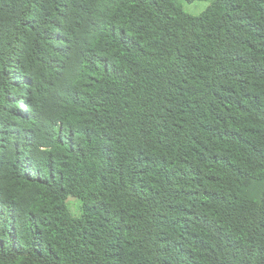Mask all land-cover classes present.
Segmentation results:
<instances>
[{
  "label": "trees",
  "instance_id": "obj_1",
  "mask_svg": "<svg viewBox=\"0 0 264 264\" xmlns=\"http://www.w3.org/2000/svg\"><path fill=\"white\" fill-rule=\"evenodd\" d=\"M0 264H264V0H0Z\"/></svg>",
  "mask_w": 264,
  "mask_h": 264
},
{
  "label": "rangeland",
  "instance_id": "obj_2",
  "mask_svg": "<svg viewBox=\"0 0 264 264\" xmlns=\"http://www.w3.org/2000/svg\"><path fill=\"white\" fill-rule=\"evenodd\" d=\"M177 1L182 5L183 9L187 13L192 15H198L203 10H205L213 0H195L192 2L186 0H177ZM66 201L71 213L74 216H79L81 212L79 199L74 196H68Z\"/></svg>",
  "mask_w": 264,
  "mask_h": 264
}]
</instances>
